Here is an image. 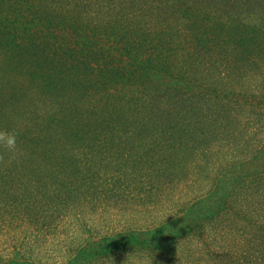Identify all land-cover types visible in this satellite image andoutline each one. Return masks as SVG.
Returning a JSON list of instances; mask_svg holds the SVG:
<instances>
[{
	"label": "trees",
	"instance_id": "16d2710c",
	"mask_svg": "<svg viewBox=\"0 0 264 264\" xmlns=\"http://www.w3.org/2000/svg\"><path fill=\"white\" fill-rule=\"evenodd\" d=\"M0 264H264V0H0Z\"/></svg>",
	"mask_w": 264,
	"mask_h": 264
},
{
	"label": "clouds",
	"instance_id": "9594fccd",
	"mask_svg": "<svg viewBox=\"0 0 264 264\" xmlns=\"http://www.w3.org/2000/svg\"><path fill=\"white\" fill-rule=\"evenodd\" d=\"M0 147L6 148L15 154L18 148V133L14 130H0Z\"/></svg>",
	"mask_w": 264,
	"mask_h": 264
}]
</instances>
